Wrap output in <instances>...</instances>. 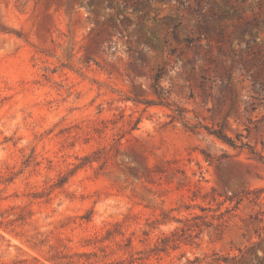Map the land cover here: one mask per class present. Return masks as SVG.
<instances>
[{
	"label": "rangeland",
	"instance_id": "1",
	"mask_svg": "<svg viewBox=\"0 0 264 264\" xmlns=\"http://www.w3.org/2000/svg\"><path fill=\"white\" fill-rule=\"evenodd\" d=\"M255 57L264 0H0V264H264Z\"/></svg>",
	"mask_w": 264,
	"mask_h": 264
},
{
	"label": "trees",
	"instance_id": "2",
	"mask_svg": "<svg viewBox=\"0 0 264 264\" xmlns=\"http://www.w3.org/2000/svg\"><path fill=\"white\" fill-rule=\"evenodd\" d=\"M173 28L176 29L177 28V25H173ZM201 29H203V26H201ZM206 32L209 31V29L206 27ZM175 33V31H174ZM242 60V59H240ZM232 65H231V68H230V71L229 73L227 74L226 76V79H225V83H224V86L223 88L229 93V95L231 96V99L230 101L232 102V106H236L239 102V98H238V95L235 93V91L233 90V88L231 87L230 85V82L232 80V78L234 77V69L242 72V71H245L247 74H248V77L251 78V82H252V85L255 87H257L259 90L263 91V94H264V78L261 77V72H262V68L258 65L257 63V58H253V62L252 63H249L248 65H236V62L238 61H234V59L232 60ZM189 64H194V61H188ZM194 67H192L193 69ZM162 75H163V68H160L157 70V72L155 73L154 77H153V84H152V87H153V90H154V94L159 98L160 95L162 94L163 92V89L160 88L159 86H157V84L160 82V79L162 78ZM167 93V92H165ZM250 98H253V96H251ZM262 103L264 104V99H262ZM146 104H153V105H160L162 104V102H158V103H149V102H146ZM165 105L167 107H171V104L166 101L165 102ZM250 106V109H254L253 104L250 103L249 104ZM173 112L176 113V117L177 119L179 120H184V117H183V111L176 107L175 109H173ZM244 112L245 113H248L249 112V108L248 107H244ZM176 117H173V119H175ZM198 127L196 125H193L191 127V131H194L196 130ZM209 134L211 135H214L215 137H217L218 139H220L222 142L226 143L227 145L233 147V148H239V149H244V148H247V149H250L251 153L255 154L253 152V149L247 144V143H243L241 140H240V136H237L236 137V140H233L232 138L228 137L226 134H224L223 132L219 131V130H213V131H208ZM237 141L239 142V144L237 143ZM258 158L260 160H263L262 156H259L258 155ZM264 163V161H263ZM194 219H197V216H194ZM206 217L202 220V223L201 224H193V225H190V226H187V231H196L198 230V232L195 234V235H198L201 230H202V226H208V224L206 223L205 221ZM17 220H23V217L22 215H19ZM183 231V233L185 232V230H181ZM174 236V235H173ZM165 241V238L162 239V243H164Z\"/></svg>",
	"mask_w": 264,
	"mask_h": 264
}]
</instances>
